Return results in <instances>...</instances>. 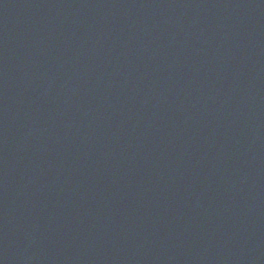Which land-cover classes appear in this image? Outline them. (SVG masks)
Listing matches in <instances>:
<instances>
[{"label":"water","instance_id":"95a60500","mask_svg":"<svg viewBox=\"0 0 264 264\" xmlns=\"http://www.w3.org/2000/svg\"><path fill=\"white\" fill-rule=\"evenodd\" d=\"M0 264H264V0H56L0 120Z\"/></svg>","mask_w":264,"mask_h":264}]
</instances>
